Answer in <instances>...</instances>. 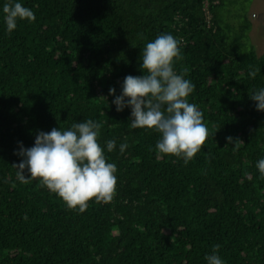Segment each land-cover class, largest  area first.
<instances>
[{
  "label": "trees",
  "instance_id": "trees-1",
  "mask_svg": "<svg viewBox=\"0 0 264 264\" xmlns=\"http://www.w3.org/2000/svg\"><path fill=\"white\" fill-rule=\"evenodd\" d=\"M4 2L0 264H206L217 244L226 264H264V112L250 99L264 87V52L247 42L248 26L225 18L224 0H21L35 19L11 33ZM162 33L179 41L173 66L195 85L188 100L208 129L188 163L158 154L159 133L130 127L131 109L117 112L108 95L142 75L141 49ZM87 119L102 124L101 146L116 140L105 155L117 183L110 202L93 198L80 212L39 178L21 183L14 150ZM227 136L242 141L238 150Z\"/></svg>",
  "mask_w": 264,
  "mask_h": 264
},
{
  "label": "clouds",
  "instance_id": "clouds-1",
  "mask_svg": "<svg viewBox=\"0 0 264 264\" xmlns=\"http://www.w3.org/2000/svg\"><path fill=\"white\" fill-rule=\"evenodd\" d=\"M4 23L8 33L13 32L18 21L35 19L34 12L21 0H5L2 6ZM180 58L179 41L170 33H162L145 43L140 53L142 75L124 77L120 92L110 87L108 95L117 112L130 108V127L151 129L159 133L155 150L160 155H172L188 163L201 150L208 137L202 111L188 96L195 85L184 73L174 69V61ZM257 70L249 69L254 78ZM103 97V96H102ZM106 98V97H105ZM258 111L264 112V87L250 94ZM102 124L93 119L73 122L68 128L53 127L50 131H37L33 146L18 142L14 154L20 157L14 163L16 177L21 183L39 178L42 186L58 195L68 208L83 212L88 201L110 202L116 192L117 166L107 162L105 149L113 152L117 143L109 139L104 146L98 141ZM226 141L238 150L242 141L227 136ZM126 142L119 144V151L127 149ZM264 177V157L256 162ZM220 245H214L205 254L206 264H226L219 255Z\"/></svg>",
  "mask_w": 264,
  "mask_h": 264
},
{
  "label": "rangeland",
  "instance_id": "rangeland-1",
  "mask_svg": "<svg viewBox=\"0 0 264 264\" xmlns=\"http://www.w3.org/2000/svg\"><path fill=\"white\" fill-rule=\"evenodd\" d=\"M224 3L225 18L239 28L249 27L247 42L254 45L258 54L264 52V0H224Z\"/></svg>",
  "mask_w": 264,
  "mask_h": 264
}]
</instances>
